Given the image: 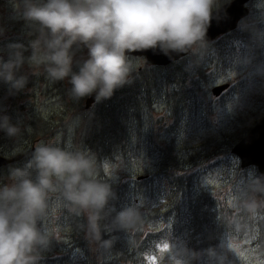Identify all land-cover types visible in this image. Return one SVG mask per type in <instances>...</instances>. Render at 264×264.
<instances>
[{"label":"rangeland","instance_id":"1","mask_svg":"<svg viewBox=\"0 0 264 264\" xmlns=\"http://www.w3.org/2000/svg\"><path fill=\"white\" fill-rule=\"evenodd\" d=\"M248 7L250 14L241 21V28L259 27L263 36L264 0H253ZM29 31L22 21L13 18L10 0H0V48L10 42L27 45L33 38ZM260 48V57L254 58L255 46L234 44L232 52L225 56L232 59L231 64H227L226 71H220L215 69L224 67L217 60L219 54L210 52L209 46L197 45L192 51L203 58L199 63L203 75L188 72L193 77L190 80L195 82L184 86L193 90L184 92L182 107H173L174 101L168 99V89L179 93L178 87L162 82L152 93L150 109L142 113L139 139L132 141L126 157L96 164L100 182L112 189L122 185L118 191L121 207L116 217L127 208L137 214L135 223L124 227L118 222L119 229L111 235L112 248L118 253L109 251L104 257L100 240L88 231L86 215L72 212L56 192L50 194L46 214L39 224L50 243L47 250L39 253L38 263L81 264L84 256H88L94 264H264V177L256 168L242 169L239 158L232 154L236 144L264 117V41ZM208 56L216 58V65L215 61L210 63ZM150 67L140 58L133 73L144 68L151 73ZM25 71L29 73V82L22 92L10 96L7 87L0 84V108L6 109L5 114L12 117L13 123L19 121L21 129L15 138L0 131V155L6 158L25 155L11 167L22 166L31 156L29 153L42 142L81 150L84 115L76 111V106L84 107L87 98L71 99L67 81L50 82L42 70L32 74L26 67ZM155 74L164 77L167 71H155ZM222 84H228L229 88L214 97L211 90ZM37 118L41 119V128L53 127L52 137L45 141L28 140L32 136L29 124ZM163 162L169 168L178 164L186 181H191L184 185L186 189L182 188L180 207L188 206L190 191L192 199L215 201L214 205L230 211V215L219 213L225 228L216 248H210L203 258L198 255L196 263L171 238V217L167 215L170 202L157 175ZM9 168L0 172V184L9 182ZM166 171L175 175L172 169ZM140 176L146 179L137 186L136 178ZM74 226L82 234L83 247L73 246L72 240L78 236ZM154 233L157 237L153 239ZM150 239L153 241L148 246ZM137 246L142 249V260L139 256L133 262L118 260L124 254L133 256Z\"/></svg>","mask_w":264,"mask_h":264},{"label":"clouds","instance_id":"2","mask_svg":"<svg viewBox=\"0 0 264 264\" xmlns=\"http://www.w3.org/2000/svg\"><path fill=\"white\" fill-rule=\"evenodd\" d=\"M13 18L30 29L27 45L0 48V84L16 95L29 73L42 70L50 82L67 81L68 95L99 104L130 84L140 58L131 53L159 50L187 53L202 43L217 0H10ZM2 34V33H0ZM0 108V131L20 134L19 121ZM30 131V129H29ZM94 158L85 150L39 143L22 166L10 167L0 184V264H38L49 239L39 227L51 193L84 214L87 228L101 239L100 212L112 195L97 179ZM137 214L127 208L118 222L128 227ZM109 244L110 241H104Z\"/></svg>","mask_w":264,"mask_h":264},{"label":"trees","instance_id":"3","mask_svg":"<svg viewBox=\"0 0 264 264\" xmlns=\"http://www.w3.org/2000/svg\"><path fill=\"white\" fill-rule=\"evenodd\" d=\"M229 1L231 0H217L214 9ZM242 22H240L235 31L220 36L214 42L207 43L208 45L203 44L205 47H211L209 50L210 52L213 50V52L219 54L216 55L219 57L217 60L221 62V66L224 67H216L215 69L226 71L227 64H231L230 61L232 59H227L225 56H227L229 52H232V46L237 43L255 46V51H257V53L253 54L254 58L260 57L259 54H261L262 51L260 47L264 41V34L262 36L261 29L256 26L242 29ZM194 52L192 51L186 58L166 67H156L151 65L149 68L153 70L151 73L147 68L133 73L131 77L132 82L130 84H126L117 89L111 98L105 99L99 104L94 103L88 110L85 109V106H76L78 108L76 111L81 112L84 115L83 129L80 137L81 150L87 151L91 156L92 153H95L93 157L96 164L113 160L115 157H126L132 141L139 139L143 121L142 113L144 110L150 109L153 101L152 93L159 84L164 82L178 87L179 93H174L175 91L173 88L168 89V99L174 101L173 107L181 108L184 92L186 90H193L184 86L193 85L195 82L194 80H190L191 78L193 79V77L188 74V72L194 71L197 75H203V69L199 64L203 61V58L200 59L198 54H195ZM208 57L210 58V63L211 60L213 62L216 59L211 56ZM155 71H167V75L162 77L161 74H155ZM197 85L198 84H196V86ZM40 123L41 119L39 118L30 122L29 126L31 128L32 136L28 140L32 141L38 138L37 140L40 139L45 141V138L49 136L52 137L53 127L45 124L47 128H41ZM132 133H136V136H131ZM29 154H32V152ZM24 156L25 155H23V158ZM160 158L162 159V156ZM11 166L12 165L1 168L0 172ZM167 168L172 169L175 172V175H171V171H166L168 170ZM178 168V164L169 168V166H165L163 162L161 163V170L158 171L157 175L161 182L159 184L164 185L165 196L170 202V209L167 211V215L169 214L168 216L171 217V238L176 240L182 250L189 255V258H191L190 261L196 263L198 255L199 258H203L208 254L210 248H216L217 243H219L223 236L222 234L225 228L223 219L219 216V213H227L230 215V211L227 212L228 210H225V207L223 206L214 205L215 201H205V198L192 199L193 196L190 191L188 192L186 202L188 206H186L185 209L184 207H180V198L184 194L182 188L186 189L184 185L191 184V181H186V175L180 168V170H178ZM99 178L100 179L98 180H101V176ZM0 179H2L1 176ZM136 185H140V181H137V179ZM121 186L122 185L116 189L110 188L112 195L110 196L106 207L100 212V242L103 245V250H101L105 253L104 257L109 251L115 254L119 252L116 248H112L113 244L111 240H113V237L111 235L119 229L116 216L121 207L122 198L118 193ZM108 211L110 212L106 215L105 213ZM171 213L173 215H171ZM73 230L78 235L77 238H74V232L72 233L73 235L71 238H74L72 240L74 243L73 246L83 247L85 241L82 234H79V231L75 226ZM161 234H163V232H161ZM152 237L154 239L157 235L154 233ZM153 239L148 240V246ZM104 241H110V243L105 244ZM136 249L137 251L135 252L138 253L133 252V256L132 254H124L118 260L133 262L135 256H139V259L142 260V255H140L142 249H140V246H137ZM44 264L47 263L44 261ZM81 264H94V262L92 258L84 256Z\"/></svg>","mask_w":264,"mask_h":264},{"label":"water","instance_id":"4","mask_svg":"<svg viewBox=\"0 0 264 264\" xmlns=\"http://www.w3.org/2000/svg\"><path fill=\"white\" fill-rule=\"evenodd\" d=\"M250 1L252 0H232L214 9L213 18L208 27L206 37L200 44L212 42L222 35L235 31L239 23L248 17L249 9L247 4ZM191 51L166 55L159 50H147L131 53L130 55L133 57H143L152 66L166 67L187 57ZM228 87V84L216 86L211 90V94L214 97H218ZM94 103H96L95 97H88L85 101V109L88 110ZM232 154L239 158L242 168L255 167L264 176V117L249 131L245 138L236 144L232 149ZM22 159L23 155H16L11 158L0 155V169L14 165ZM145 178L144 176H140L136 179L137 181H142Z\"/></svg>","mask_w":264,"mask_h":264},{"label":"flooded vegetation","instance_id":"5","mask_svg":"<svg viewBox=\"0 0 264 264\" xmlns=\"http://www.w3.org/2000/svg\"><path fill=\"white\" fill-rule=\"evenodd\" d=\"M253 1V0H252ZM252 1H250L248 4H247V7H248V5L252 2ZM248 9H249V7H248ZM250 10V9H249Z\"/></svg>","mask_w":264,"mask_h":264},{"label":"bare ground","instance_id":"6","mask_svg":"<svg viewBox=\"0 0 264 264\" xmlns=\"http://www.w3.org/2000/svg\"><path fill=\"white\" fill-rule=\"evenodd\" d=\"M245 138V137H244Z\"/></svg>","mask_w":264,"mask_h":264}]
</instances>
